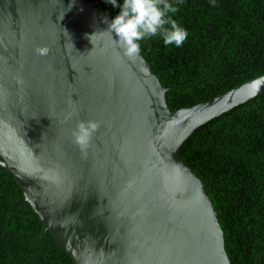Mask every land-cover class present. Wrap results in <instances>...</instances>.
<instances>
[{
    "label": "water",
    "instance_id": "95a60500",
    "mask_svg": "<svg viewBox=\"0 0 264 264\" xmlns=\"http://www.w3.org/2000/svg\"><path fill=\"white\" fill-rule=\"evenodd\" d=\"M104 17L89 0H0V167L71 264H231L178 150L264 94V74L170 110L168 88L142 53L117 48ZM80 119L100 122L86 154L71 137Z\"/></svg>",
    "mask_w": 264,
    "mask_h": 264
},
{
    "label": "trees",
    "instance_id": "16d2710c",
    "mask_svg": "<svg viewBox=\"0 0 264 264\" xmlns=\"http://www.w3.org/2000/svg\"><path fill=\"white\" fill-rule=\"evenodd\" d=\"M111 18L105 0H89ZM189 35L182 46L160 38L141 53L162 86L170 110L219 95L264 74V0H181L173 17ZM205 183L224 231L231 264H264V94L203 123L178 150ZM0 167V264H71ZM40 234V235H39Z\"/></svg>",
    "mask_w": 264,
    "mask_h": 264
},
{
    "label": "clouds",
    "instance_id": "9594fccd",
    "mask_svg": "<svg viewBox=\"0 0 264 264\" xmlns=\"http://www.w3.org/2000/svg\"><path fill=\"white\" fill-rule=\"evenodd\" d=\"M180 2L181 0H105V3L118 11L110 20L103 18V22L107 24L104 31L112 36L117 48L129 58L138 57L141 42L151 38H160L166 47H180L189 35L187 29L173 18L179 11ZM210 3L214 6L215 0H210ZM94 33L86 34L90 41ZM36 52L47 56L50 48L37 46ZM99 127L100 122L95 119H80L71 129L72 140L82 153H87Z\"/></svg>",
    "mask_w": 264,
    "mask_h": 264
}]
</instances>
